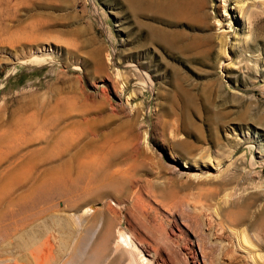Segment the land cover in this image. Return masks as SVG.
<instances>
[{
    "label": "rangeland",
    "instance_id": "374dc122",
    "mask_svg": "<svg viewBox=\"0 0 264 264\" xmlns=\"http://www.w3.org/2000/svg\"><path fill=\"white\" fill-rule=\"evenodd\" d=\"M202 1L0 0V264L107 231L127 264L120 230L150 264H264V0Z\"/></svg>",
    "mask_w": 264,
    "mask_h": 264
},
{
    "label": "bare ground",
    "instance_id": "6f19581e",
    "mask_svg": "<svg viewBox=\"0 0 264 264\" xmlns=\"http://www.w3.org/2000/svg\"><path fill=\"white\" fill-rule=\"evenodd\" d=\"M125 6L130 9V10H133L135 13L137 12H145L146 10H149L150 12H152V15L154 16V18H161V19H176V18H180V17H184L187 12H190L191 10H195L197 13H201L203 10H204V3L202 0H188V2H184L182 0H156V1H150V0H123ZM190 2V3H189ZM242 11V10H241ZM133 12V13H134ZM134 13V15H135ZM155 34V33H154ZM151 33V36H156ZM161 36V35H160ZM159 36V37H160ZM166 36V35H165ZM159 40V39H158ZM174 40V39H173ZM161 42V41H160ZM164 42H168V40H164ZM163 44V43H162ZM167 46V45H165ZM170 46V44H169ZM168 46V47H169ZM173 46H176V45H173ZM196 50V49H195ZM98 54L99 56V53H95L94 56H96ZM96 56L95 59L98 57ZM99 58V57H98ZM97 58V60H98ZM38 62H44L45 59H37ZM100 68V67H99ZM135 68V67H134ZM137 70V69H136ZM135 70V71H136ZM140 72V70H139ZM140 74H142L141 76H143V78L145 79V84H143L144 86L146 87H149V88H152V80L149 76V74H145V73H142L140 72ZM148 88V89H149ZM153 89V88H152ZM151 90V89H150ZM180 90V89H179ZM178 90V91H179ZM179 96L180 98L182 99L183 103L187 106H192L190 102V98L183 92V91H179ZM178 99V98H177ZM183 112V111H182ZM256 162V161H255ZM264 165V160L262 161V163ZM109 175L111 173H108ZM110 177V176H108ZM66 183V182H65ZM72 183V182H71ZM70 183V184H71ZM68 184V185H70ZM72 189H70L69 191H71ZM64 191H68V188L67 189H63V188H58L56 189L54 192H52L54 195H57L59 197H62ZM49 194H45L44 197L42 198H47ZM35 199V198H34ZM28 203V202H27ZM29 206V205H28ZM27 207V206H26ZM21 209V208H20ZM24 210V209H22ZM24 213V212H23ZM61 221V220H60ZM63 224L62 225H59V226H63L62 229H73V222L71 220H67L66 218V222L62 219L61 221ZM8 224V223H7ZM8 227V226H7ZM13 226L10 225L6 230L9 231L11 230ZM61 228V227H60ZM5 232L4 230L0 229V240L1 241H4L5 237H7V234L8 232ZM66 231V230H65ZM70 231V230H69ZM73 230H71L72 232ZM77 231V230H76ZM84 231H87L88 230H84ZM64 233V231H62ZM74 232V231H73ZM110 231H107L105 233V239H104V242L100 245V249L98 250V252L94 255H89L87 257H85L86 254H84V251H82L81 248H76L75 249V245H72L73 242L71 243H62L61 245V249L63 251V260L61 263H53V262H47V264H98L101 260H102V256H101V253L103 252V250L107 249L108 246H109V243H110ZM17 233V232H16ZM28 234L26 235H29V232H27ZM77 233V232H76ZM68 234V233H67ZM85 234V233H84ZM9 235V234H8ZM24 234H22L23 236ZM37 235V234H36ZM70 235V234H68ZM80 236V235H79ZM86 236L85 235V238L82 240L84 241L83 243L85 244V241H86ZM35 237V236H34ZM84 237V236H83ZM11 238V237H10ZM21 238V237H20ZM36 238V237H35ZM81 238V237H80ZM28 239V237H27ZM30 239V238H29ZM32 240L34 238H31ZM75 239L74 238V242H75ZM32 240H29L27 241L28 243L27 244H33L36 241V239L34 241ZM50 240V239H49ZM48 240V241H49ZM78 240V239H77ZM80 240V239H79ZM20 241V240H19ZM25 241V240H24ZM47 241V240H46ZM66 241V240H65ZM70 241V240H69ZM51 242V240L49 241V243ZM100 242V241H99ZM45 243V242H43ZM81 243V242H80ZM82 243V245H83ZM115 243V247L114 248H118V247H122V248H125L127 251H128V254H129V261L127 264H150V261L148 259H146V257H144V254H142V251L139 249V247L136 245V243L133 241L132 237L130 235H128L126 232H124L123 230H120V232H118V239L114 242ZM77 244V242L75 243ZM42 245V244H41ZM4 246V245H3ZM33 246V245H31ZM44 246V244H43ZM42 246V247H43ZM30 247V246H29ZM38 247L37 246V251L35 252H31L32 253V258H34V260L36 259L37 264H46V263H41L40 261V252H38ZM48 246H46L47 248ZM51 248V247H50ZM42 249V248H41ZM86 249V246L85 248ZM88 249V248H87ZM40 254V256L37 254L38 253ZM53 252V251H52ZM51 252V253H52ZM42 253V252H41ZM6 254V253H5ZM43 254V253H42ZM46 253L44 252V255ZM50 254V253H49ZM4 255V254H2ZM8 255V254H7ZM5 256V255H4ZM1 257V255H0ZM31 258V259H32ZM8 259V258H7ZM6 258L5 259H0V262L2 261H5L7 260ZM38 259V260H37ZM34 260H31V261H34ZM50 260V259H49ZM8 262H11L10 260L7 261ZM13 262V261H12ZM33 263H36V262H33ZM20 264V263H19ZM26 264H29V262H27ZM113 264V263H112Z\"/></svg>",
    "mask_w": 264,
    "mask_h": 264
}]
</instances>
